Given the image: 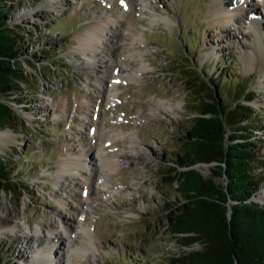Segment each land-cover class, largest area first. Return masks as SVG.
<instances>
[{"label":"rangeland","instance_id":"obj_1","mask_svg":"<svg viewBox=\"0 0 264 264\" xmlns=\"http://www.w3.org/2000/svg\"><path fill=\"white\" fill-rule=\"evenodd\" d=\"M147 1L153 9L141 0H4L11 24L18 26L26 77L34 85L13 102L25 125L6 127L14 136L0 145L13 176L31 192L23 197L20 189L2 193L1 264H31L48 246L57 251L54 264H69L60 236L81 244L84 230L93 244L81 251L80 264H172L177 254L200 247H183L170 232L167 202L179 195L176 184L163 179L168 162L182 150L181 136L196 106L185 80L187 64L214 78L225 99L241 97L245 90L253 97L244 102L257 108L261 127L248 134L256 140V170L264 178V67L262 60L252 67L248 61L264 24L257 30L249 17L237 23L228 18L233 11L227 8L233 9L236 0H223L218 9L216 0ZM255 1L248 0L245 9L264 22V2ZM111 19L98 49L101 61L94 62L78 50L79 34ZM140 51L151 63L146 72L139 69ZM115 61L124 66L121 75ZM103 75L106 96L96 80ZM163 98L179 101L177 112L160 108ZM91 152L120 163L116 169L102 166L92 187L85 182L86 168L94 165ZM69 161L76 172L57 177L59 165ZM213 167L198 166L227 185ZM263 195L264 182L252 201L264 205ZM5 197L10 208L3 210ZM42 222L56 233L45 235ZM65 222L71 225L68 234Z\"/></svg>","mask_w":264,"mask_h":264},{"label":"trees","instance_id":"obj_2","mask_svg":"<svg viewBox=\"0 0 264 264\" xmlns=\"http://www.w3.org/2000/svg\"><path fill=\"white\" fill-rule=\"evenodd\" d=\"M9 11L0 0V129L17 130L25 119L13 102L34 82L26 77L18 26L11 24ZM184 68L196 106L181 136L182 150L168 162L163 179L176 184L179 195L167 202L170 232L179 245L200 247L177 254L172 264H264V205L252 201L264 178L256 170V140L248 134L261 126L255 120L257 108L244 102L253 97L245 90L227 100L214 78L191 64ZM203 163L213 164L212 172L225 176L227 185L205 176L198 168ZM18 189L19 197L31 194L0 154V202L3 191Z\"/></svg>","mask_w":264,"mask_h":264},{"label":"bare ground","instance_id":"obj_3","mask_svg":"<svg viewBox=\"0 0 264 264\" xmlns=\"http://www.w3.org/2000/svg\"><path fill=\"white\" fill-rule=\"evenodd\" d=\"M142 2H143V7H145L146 9L151 7V4H150L149 1L141 0V3ZM258 2H259V0H256L254 3L256 4ZM216 4H215V6H217V9H218V7L220 8V7H224L225 6L223 0H216ZM242 4H243V6L245 5V8H247L248 5H249L248 4V0H246L245 3H241L240 5L242 6ZM217 9L215 8V10H217ZM227 9H231V8H227ZM232 11L233 12H229V14L227 16L228 18L235 19V20H237L239 22H246V18L248 16H251V17L254 18L251 26H254V28L257 29V30L261 28L262 24H264V22L260 23V20H259L258 16L256 17L255 13L251 14L249 9H245L244 11H240V12L239 11H235V10H232ZM217 15H219L218 12H217ZM218 17H219V19H221L222 22H226V17L220 16V15ZM112 22H114V19H111L110 21H108V20L99 21L94 26L88 27L85 30H83L79 34L80 46H79L78 50L81 53H86L87 55L92 57V59H94V62L95 61L100 62L101 60L99 58V53H98V49L100 47V42H101V39L105 36L104 32L108 29L109 23H112ZM255 39L257 41V44H255V46L253 48V52L249 53V60L248 61H249V63L251 62V64H249V65H251V67H252V63H254L257 60H262L263 61V64H262L263 66L262 67H264V35L260 34V32H257L256 35H255ZM135 49H137V47H135ZM141 51L138 53V57H140V59L143 60V64L140 65L139 69L141 71H143V72H146L147 69L150 68L148 65H150L151 63H149V64L147 63L148 64L147 65L146 62H144L145 60L143 58V53ZM87 63L93 64V62H91V61H89V62L87 61ZM88 66L91 69V71H94V68H91V67H94V66H90V65H88ZM114 66L117 69V72H116L117 74L121 75L124 72V70H123L124 66L121 65L120 63L115 61L114 62ZM96 80L99 81L101 83L102 87H103V89L101 88V90H99V92L100 93L103 92V96L108 95L109 91H107V88H105L103 86L104 84H102V83L105 82L104 81V75L103 76H97ZM179 105H180L179 101L175 102L172 99H166L165 100L163 98L162 100H160L158 102V106L160 108H162L165 111L170 112V113L177 112V108H178ZM13 136H14V132L11 129H9V128L0 129V145L4 144L5 141H8V140L12 139ZM95 147H97V146H95ZM88 152H90V151L87 149L86 151L83 152V154L85 156H87ZM90 155H93L94 165H93V167H87L86 168L87 171H85V172H87V173H85V174H90V175L89 176H85V180H86L85 182H89L90 186L92 187V183L96 180V176H98L99 173L101 174V170L103 168L102 166H106L105 164L110 163L111 167H109V169H116L117 168L116 167V163L117 162H115L116 160H114V158L112 159L113 161H108L109 159L107 157H105V154L103 156L99 152H98V156H97V154H94L93 152H91ZM83 160H84V158H83ZM117 164H120V163H117ZM77 165H79V164H77ZM107 166H109V165H107ZM76 168H77L76 165L74 163H72V161L71 162L70 161L69 162H64V163H61L59 165V167L56 169L55 175L57 177L61 178L63 176V173L67 174V173L76 172ZM3 204H4L3 205V210L10 208V204H9V202L7 200V197H5V200H4ZM64 225H65V233L66 234L70 233V230H71L70 223L65 222ZM17 226H19V225H17ZM40 230L43 231V233L45 235H47L48 232L51 233V234L52 233H56V232H54V230H51V226L48 225V223H46V222H42L41 223ZM55 236H57V234H55ZM60 237L63 238L62 241H61V244L63 243L64 248L66 249V252H70L69 258H68V263L69 264H75V262L80 264L79 263L80 260H81L80 257L82 256V252L81 251L90 250L91 246L93 244V241L91 239V234L89 233V231H85V230H84V233H83V238L84 239L81 242V244L76 242V240L73 237L70 238V239L66 235L65 236H60ZM21 252H22V250H20V253ZM56 252L57 251H56L55 247L48 246V247L44 248L41 252H37L34 255L33 259L31 260L32 261L31 264H54L53 256L57 257ZM62 256L64 257V255H61V257ZM60 261H62V260H60Z\"/></svg>","mask_w":264,"mask_h":264}]
</instances>
